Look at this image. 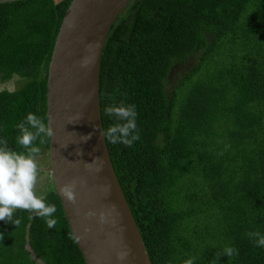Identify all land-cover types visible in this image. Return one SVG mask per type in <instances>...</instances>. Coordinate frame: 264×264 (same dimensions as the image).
Returning a JSON list of instances; mask_svg holds the SVG:
<instances>
[{
	"label": "trees",
	"instance_id": "trees-1",
	"mask_svg": "<svg viewBox=\"0 0 264 264\" xmlns=\"http://www.w3.org/2000/svg\"><path fill=\"white\" fill-rule=\"evenodd\" d=\"M71 1L0 2V80L24 79L0 90V138L18 152L28 113L48 123L49 64ZM100 100L103 129L117 122L106 107L136 105L140 139L106 144L153 264H264L248 235L264 233V0H131L106 39ZM43 200L55 227L15 209L19 225L0 220V264H38L33 254L86 264L56 190Z\"/></svg>",
	"mask_w": 264,
	"mask_h": 264
},
{
	"label": "water",
	"instance_id": "water-1",
	"mask_svg": "<svg viewBox=\"0 0 264 264\" xmlns=\"http://www.w3.org/2000/svg\"><path fill=\"white\" fill-rule=\"evenodd\" d=\"M130 1L72 0L49 64V170L86 264H153L102 135V54Z\"/></svg>",
	"mask_w": 264,
	"mask_h": 264
},
{
	"label": "clouds",
	"instance_id": "clouds-1",
	"mask_svg": "<svg viewBox=\"0 0 264 264\" xmlns=\"http://www.w3.org/2000/svg\"><path fill=\"white\" fill-rule=\"evenodd\" d=\"M104 114L117 119L116 123L102 130L106 141L131 147L135 141L140 139L135 104L124 102L119 105L112 104L105 108ZM17 128L19 135L16 137V143L22 146L25 152L9 148L0 138V220L8 222L15 209H24L45 218L47 226L53 228L56 221L49 218L56 212L55 206L46 203L34 192L38 174L36 158L41 152V148L34 142L41 137H51L53 128L50 122L46 123L35 113H28L25 121L18 124ZM40 143H43V139H40ZM62 191L69 199L73 198L71 185L65 186ZM11 222L16 225L20 223L18 219L11 220ZM248 235L255 240L257 247H264V233L252 232ZM223 253L231 257L234 254L238 255V249L226 247ZM184 264H195V258L187 259Z\"/></svg>",
	"mask_w": 264,
	"mask_h": 264
},
{
	"label": "rangeland",
	"instance_id": "rangeland-1",
	"mask_svg": "<svg viewBox=\"0 0 264 264\" xmlns=\"http://www.w3.org/2000/svg\"><path fill=\"white\" fill-rule=\"evenodd\" d=\"M3 1H10V0H0ZM57 2L60 0H56ZM196 63L195 59H189L182 67L176 68L175 73L173 74L172 79L167 83V88L169 91H172L173 87L175 86L177 79L184 76L187 70H189L194 64ZM24 84V79H21L18 76L13 77L10 80H0V90L2 89H9V90H17ZM36 162L38 165V174H37V181L34 186V192L37 197L44 199V197L49 194L50 192L55 190V185L53 181L52 174L49 170L50 168V151L49 149L44 148V150L37 156ZM30 249V247H28ZM31 251V249H30ZM33 257L38 261V264H44L35 254Z\"/></svg>",
	"mask_w": 264,
	"mask_h": 264
}]
</instances>
